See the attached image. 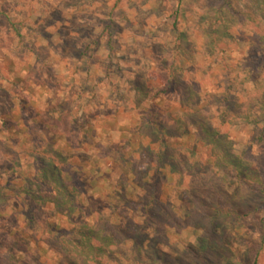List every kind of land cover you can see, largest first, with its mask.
<instances>
[{
  "label": "clouds",
  "instance_id": "clouds-1",
  "mask_svg": "<svg viewBox=\"0 0 264 264\" xmlns=\"http://www.w3.org/2000/svg\"><path fill=\"white\" fill-rule=\"evenodd\" d=\"M177 18L181 32L195 42L193 63L198 75L183 66L192 47L176 39L180 32L172 25ZM62 32L68 35L62 36ZM253 48L264 53V0H0V89L13 95L17 111L20 101L27 100L54 127L56 143L39 132L43 143L36 155L54 149L59 156H53L51 162L59 168L71 165L72 172L80 170L81 161L88 164V177L98 180L100 187L88 192L93 200L82 196L78 203L98 210L99 214L88 216L85 208L84 219L92 228L101 216L109 226L117 223L113 209L107 206L109 193L120 191L128 163L135 165L137 179L149 167V154L142 155L135 145L151 135L157 120L173 130L179 127L177 121L182 122L199 139L202 125L218 127L228 100L235 111V115L228 113V121L237 133L227 137L231 152L241 160L246 149H250L249 157L262 155L264 65L257 67L256 60L250 58ZM174 76H179L187 89L200 85L198 99L193 98L191 106H184L185 88H175L167 96L161 93L162 88L170 87L167 82ZM138 85L146 86V93ZM169 110L175 119L169 117ZM161 111L164 114L157 115ZM27 123L36 127L31 118ZM3 125L0 119V129ZM84 129H91L90 134L86 136ZM220 131L223 134L224 129ZM7 136L5 131L0 141L12 147ZM25 147L31 149L32 145ZM21 155L24 167L18 173L42 175L32 167L38 163L35 155L24 151ZM11 159L0 152V164ZM61 159H66L67 165L60 163ZM170 159L182 173L180 186L174 185L171 193L174 206L178 198L184 207L199 204L225 176L211 153L192 155L179 147ZM146 195L140 189L132 198L140 200ZM5 214H11V209ZM123 215L135 225H143L146 219L138 208L133 211L129 207ZM171 219L172 236L157 247L164 253L171 252L169 245L181 252L188 245L199 248L198 237L203 233L189 232L179 217ZM247 225L233 233L232 264H264V209L255 219L249 215ZM62 227L79 225L65 223ZM178 228L181 236L173 238ZM147 233L156 238L154 227ZM96 243L94 239L92 244ZM67 246L76 264H138L131 240L119 246L105 245L103 253L96 247ZM108 253H114V258ZM35 254V245L31 255L14 252L17 260L27 264H35ZM57 255L48 252V258ZM12 256L7 247L0 248V264H14Z\"/></svg>",
  "mask_w": 264,
  "mask_h": 264
},
{
  "label": "trees",
  "instance_id": "trees-1",
  "mask_svg": "<svg viewBox=\"0 0 264 264\" xmlns=\"http://www.w3.org/2000/svg\"><path fill=\"white\" fill-rule=\"evenodd\" d=\"M25 111L23 112L24 115ZM39 120L38 116H35ZM159 120H157L154 128L158 130L159 134L165 132L163 128H160ZM6 123L4 122L3 129L6 130ZM37 125V124H36ZM182 128H186L184 124H178ZM40 126V124L38 125ZM40 131L45 133V136L49 138L51 143L55 141V138L49 136L50 131H45L44 126H40ZM8 129L7 132H9ZM203 130H201L202 132ZM209 136L206 147L215 149L217 153H221V156L217 155V160L222 161L225 166L226 175H232L233 178L238 179L239 183L244 187H247L254 195H260L259 200L254 209L250 210L247 215H243L240 212L241 203L236 202L227 194L225 190L224 181L214 184L211 188L210 195L204 196L203 201L200 202L201 210L193 212L195 219L191 220L189 224L182 221L187 230L192 229L195 224H203L206 228L207 234L206 243V256L201 259H164L163 256L158 255L157 249L151 244V237L147 233L149 227H154L157 233L156 238L165 240L168 236H172L169 229L173 227L172 217L175 215L169 208L168 201L163 198L164 183L158 182L156 185H152L148 182L140 184V180L137 179V173L133 174L131 185L137 189H147V195L140 200H132L124 198L117 205L114 215L116 216L117 223L109 226L107 221L99 219L96 222L95 228L90 227L84 219L85 207L78 203L79 201V187L75 180V173L71 171V165H67L66 159H61L60 163L67 165L64 168H59L55 163H52L53 156H59L53 149H46V153L43 152L39 155L36 153L40 150V140H35V147L32 151H25L29 155H35L37 164L32 167L36 169L40 176H29L25 172L20 171L14 173L11 180L5 181L0 184V205L11 207L10 202L13 201L14 205L11 210L20 209V215L24 220V226L33 225L40 228L43 232H48L53 235L52 238L48 235L44 240L49 249L58 254V264H76V261L70 259L69 248L67 245L74 244L79 248L96 247L103 253L105 245H117L123 244L125 241H132L133 251L136 253V259L138 264H232V255L226 254L225 247L226 241L217 238V249L213 246V242L216 239L214 237V231L217 226L228 222L229 226L241 225V218L249 216L252 212H258L264 209V182L258 177L256 173L257 168L253 166V163H244L240 157L232 155L224 146L226 142L223 138L217 135L211 134V130L207 127L204 130ZM188 131L184 132L187 135ZM55 133V132H54ZM219 138V139H218ZM34 139V137L32 138ZM262 139V136L259 138ZM159 141V139H157ZM164 141H159V146L162 147ZM169 149H163L161 152H153L156 160L149 162L147 171L154 169L162 181L166 171H172V167L167 162ZM194 153L196 151L194 150ZM222 154H225L222 156ZM14 162L17 169H22L20 165V155L13 154ZM264 159V155H262ZM127 159V157H126ZM236 161V163H235ZM1 166V164H0ZM264 168V167H263ZM10 171V168H9ZM8 171V172H9ZM67 173V175H64ZM176 175L179 172L174 171ZM52 185H56L54 188ZM57 191V195L53 196L52 192ZM124 192V190H123ZM22 197V199H21ZM257 198V197H256ZM129 206L146 217L143 225H135L133 220L126 215H123L125 209ZM204 206V207H202ZM5 207V208H4ZM9 207V208H10ZM47 209V211H45ZM88 216H92L94 213L86 208ZM79 213V214H77ZM99 214V213H96ZM67 217V223L70 225H79V227H73V229L66 230L58 227L56 218ZM167 217V218H166ZM181 233L177 230L175 236ZM38 240L43 239V235H36ZM96 240V245L92 244L93 240ZM37 240V241H38ZM7 247L10 253H13L12 259L16 258L14 255V247H8L5 242L0 245V248ZM224 249V250H223ZM114 253H108L111 259ZM111 255V256H110ZM16 264V262H15Z\"/></svg>",
  "mask_w": 264,
  "mask_h": 264
},
{
  "label": "rangeland",
  "instance_id": "rangeland-1",
  "mask_svg": "<svg viewBox=\"0 0 264 264\" xmlns=\"http://www.w3.org/2000/svg\"><path fill=\"white\" fill-rule=\"evenodd\" d=\"M114 23V21H113ZM172 29L175 32H180V35L176 37L177 40H182L184 43L189 44L192 47V52L189 53L187 58L185 59L184 62V68L187 70V72L193 74V75H198L199 73H196L194 70L196 68V64L193 63V61L196 60V55H195V42L189 40L188 36L186 33L181 32V21L179 18L175 20V23L172 25ZM62 36H67V32H62ZM45 38L50 39V34L45 33ZM69 43L68 40H65V44L67 45ZM177 48L179 49L180 46L177 45ZM182 52L184 51L183 49H180ZM250 58H253L256 60V66L259 67L260 65H264V53H261V50L258 48H253L249 52ZM170 87L168 88H162L161 93L165 96H167L168 92L173 91L175 88H185L186 90V96L187 99L184 101V106H191L193 98H197V92L200 88V85L197 84L195 89H187L186 85L184 82L180 79L179 76H174L173 79L169 80L167 82ZM138 89L142 92L146 93V86H139ZM198 99V98H197ZM226 105V110L221 114V118L218 121V127L216 129H213L210 126L207 125H202L200 138L198 139L196 136H194L191 131L186 127L185 130L181 126L176 127L175 130L173 128L168 127L165 123L159 122V125L161 126L160 128H163L165 130L164 133L159 134L158 130L155 128L153 129L152 133L148 138L144 139L142 143L135 145L138 151L143 153H148L150 157V161L156 160L154 157L155 152H160L161 149L168 148V158L167 162L172 167V171H166L163 176L162 181H160V177L157 174V172L154 169H151V171H145L141 174H139V180L140 184L146 183L149 181L150 184L156 185L158 182H163L164 183V188H163V198L168 201L169 208L173 211V214L175 217H179V219H183L182 221L186 223L192 222L191 220L195 219V215L193 214L194 211L196 210H201L200 203L197 205H189L187 207H184V201L182 199L178 198V204L176 206L173 205V201L171 198V193L174 191V185L176 187H179L181 184V180L178 179V177L182 176L181 171L177 168V166L171 161L170 156L173 152L176 151L177 148L179 147H185L192 155H195L198 152H205V154L211 153V156L215 157V163L216 165L225 173V176L221 179H219L215 184L218 182L220 183L221 181H224V185H227V189L225 188L227 194L231 196L232 199H234L236 202H239L241 205L240 207V212L243 213V215H247V213L250 212V210L254 209L253 207L256 206L260 195H254L251 193V191L247 188L244 187L239 183L238 179L233 178L234 176L226 175L225 171V166L223 165L222 161L217 160V155L221 156V153H217V148L212 149L209 147H206L205 144L208 143L209 136L205 133L204 130L207 129V127L211 130V134L215 135V138L217 139V135L223 138L226 142V145L224 146L229 152H231V144L227 141V137L229 135H236V131L233 125L229 124L228 121V113L232 112L235 115V111L233 108V105L231 104L230 101L226 100L225 101ZM29 112L30 116L25 117L23 115V112ZM153 111V110H150ZM164 112L161 111L157 115H163ZM169 117L171 119H175V117L172 115L171 110H169L168 113ZM35 116L39 117V120L35 118ZM31 118L35 121L36 127L34 128L33 126L29 125L27 123V120ZM0 119H3L4 122L6 123L7 129L4 130L3 128L0 129V135H2L5 131L7 132L8 129H10L8 133V136L6 139L8 142L12 145V147H9V144L4 143L3 141H0V152H3L4 155L11 156L12 159L11 161H4L3 164L0 166V180H3V177L5 174H9L8 178L6 181L11 180L12 175L17 172L16 167H12L15 164L14 162V157L13 154L20 155L21 151H32L34 150L35 147V140L38 139L40 140V143L42 144L43 141L41 140L39 136L40 131V126L45 127V131H50L53 135L51 136L52 138H55L54 143H56V135H55V129L54 127L48 122V120L35 108L33 105H29L27 100H21L20 101V107L19 110L17 111V104L13 98V95L6 89H0ZM40 124V126H38ZM177 124H183L182 122L177 121ZM220 129H224L223 134L221 133ZM188 131L187 135H184V132ZM91 132V129H84V134L87 136ZM23 137V140L21 139ZM34 137V139H32ZM37 138V139H35ZM164 141V145L162 147L159 146V141ZM253 139H256L255 136H253ZM260 142L262 145H264V136H262V139H260ZM31 143L32 147L31 149H27L25 146L27 144ZM18 149L17 151H14L13 149ZM54 150V149H53ZM194 150L196 153H194ZM161 151V152H162ZM249 151L250 149H246L241 153V156L244 158L242 160L243 164L244 163H253L255 164L257 171L256 173L258 174V177L264 182V159L262 158V155H264V147H262V155L259 158H252L249 157ZM46 153V151H44ZM154 152V153H153ZM232 153V152H231ZM225 154H222V156ZM232 155H234L232 153ZM235 156V155H234ZM238 157V156H237ZM21 159L22 155L20 156V165L21 164ZM79 159V158H77ZM127 159H130L127 157ZM236 163V161H235ZM24 166L22 165V168ZM79 171L78 172H72L75 173V180L77 183V186L79 187V200L82 196H87L89 200H93L94 198L91 196H88V192L97 189L100 187L98 180L96 179H91L87 175V168L88 164L85 163L84 161H81L80 164L78 165ZM10 168V171H9ZM9 171V172H8ZM174 171L179 172V175H176ZM137 173L135 170V165H132L131 163H128L125 168L123 169V174L121 176V181H122V186L120 188V191L112 194L109 193V203L108 207L113 209V212L116 210L117 205H119V202L122 201L124 198H129L132 199L134 191H138L139 189L135 188L134 186L131 185L132 182V176L133 174ZM108 175V174H105ZM79 177V178H78ZM110 179V175L108 176ZM5 183V182H4ZM234 189V190H232ZM124 190V192H123ZM145 191L147 189H144ZM211 191V189H210ZM257 197V198H256ZM203 201V199H202ZM201 201V202H202ZM14 202L11 201L10 205L5 206L6 209L3 210V206L0 205V245L5 242L8 247H14V252L15 250H19L24 252L26 255H31L32 253V245H35V251L36 254L35 256L32 257L33 261L35 264H58L59 263V257L54 256L51 258H48V252L51 251L49 247L47 249L44 248L45 243V236L50 238L53 237L48 232H43L40 230L38 227H34L33 225H27L24 226L25 224L23 223V219L20 215V209L17 208V210H11V214H5L12 208ZM80 205L86 206L83 203H80ZM4 207V208H5ZM130 207V206H129ZM204 207V206H202ZM14 209V208H12ZM87 209L92 213L96 212L99 213L98 210L92 206L88 205ZM94 211V212H93ZM258 212H252V216L255 219L256 214ZM247 217L244 216L241 218V225L237 226H229L228 222L222 223L217 226L216 230L214 231V237L216 239L213 242V246L216 247L217 249V238L220 240L226 241V244L223 246L225 247V252L226 254H231L233 253L230 251L232 242H233V233H238L239 229L242 226H248L247 225ZM56 221L58 222V227L66 229V230H72L73 227H62L63 224L67 223V220L65 221L64 218H56ZM68 224V223H67ZM70 225V224H68ZM192 229H189L188 231L196 234L202 232L203 235H200L198 237V242L200 247L196 248L193 247L192 245H188L186 250L181 252L180 249L175 247L174 245H169L171 252L170 253H164L160 250V248L157 247V244L161 241L159 238L151 239V244L154 246L155 249L158 251L159 256H163L164 259H201L206 255L205 248H206V243H207V234L205 233L206 228L203 226V224H195ZM250 227V226H249ZM43 235V239L38 240L36 235ZM181 236V233H178L177 236L173 238H179ZM9 237H11V240H9ZM170 237V236H168ZM38 240V241H37ZM165 243L168 242L167 238L164 240ZM54 253V252H53ZM111 256V255H110ZM114 258V254L112 255L111 259ZM12 261L16 262V264H27V261H22V260H17L16 258L12 259Z\"/></svg>",
  "mask_w": 264,
  "mask_h": 264
}]
</instances>
